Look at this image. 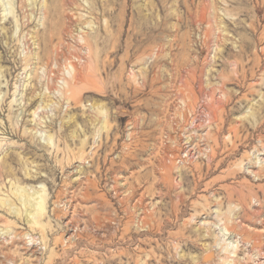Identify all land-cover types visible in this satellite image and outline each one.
Segmentation results:
<instances>
[{"label": "rangeland", "instance_id": "obj_1", "mask_svg": "<svg viewBox=\"0 0 264 264\" xmlns=\"http://www.w3.org/2000/svg\"><path fill=\"white\" fill-rule=\"evenodd\" d=\"M264 264V0H0V264Z\"/></svg>", "mask_w": 264, "mask_h": 264}, {"label": "bare ground", "instance_id": "obj_2", "mask_svg": "<svg viewBox=\"0 0 264 264\" xmlns=\"http://www.w3.org/2000/svg\"><path fill=\"white\" fill-rule=\"evenodd\" d=\"M215 250H213V251H210L208 254H206L205 256H204V258H205V261H203V259H202V263L204 264V263H206V262H210V261H213L214 259H215Z\"/></svg>", "mask_w": 264, "mask_h": 264}, {"label": "water", "instance_id": "obj_3", "mask_svg": "<svg viewBox=\"0 0 264 264\" xmlns=\"http://www.w3.org/2000/svg\"><path fill=\"white\" fill-rule=\"evenodd\" d=\"M203 261H205V258H203Z\"/></svg>", "mask_w": 264, "mask_h": 264}]
</instances>
